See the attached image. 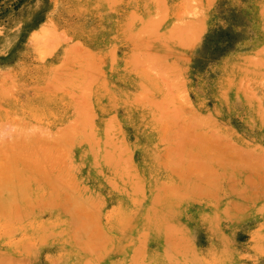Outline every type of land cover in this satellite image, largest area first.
<instances>
[{"label":"rangeland","instance_id":"374dc122","mask_svg":"<svg viewBox=\"0 0 264 264\" xmlns=\"http://www.w3.org/2000/svg\"><path fill=\"white\" fill-rule=\"evenodd\" d=\"M0 264H264V0H0Z\"/></svg>","mask_w":264,"mask_h":264}]
</instances>
